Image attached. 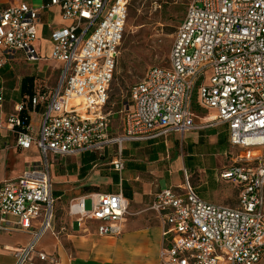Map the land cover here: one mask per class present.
<instances>
[{
    "label": "built area",
    "instance_id": "1",
    "mask_svg": "<svg viewBox=\"0 0 264 264\" xmlns=\"http://www.w3.org/2000/svg\"><path fill=\"white\" fill-rule=\"evenodd\" d=\"M68 26L51 33L49 59L63 62L56 87L37 86L26 102L17 103L5 125L16 133L20 149L36 147L41 161L0 183V222L14 219L16 228L31 231V241L16 251L15 264L36 255L35 249L54 220L51 168L58 157L79 156L117 144L113 169H124V142L184 139L199 128L192 110L198 105L213 115L203 127L226 125L229 163L220 178L238 188L235 207L204 200L186 171L181 187L159 190L149 206L163 224L165 244L160 264H258L264 258V0H190L177 27L169 67L153 66L130 89V106L122 134L110 135L104 112L109 101L127 18L128 0H51ZM40 9L22 1L0 12V67L23 52L40 62ZM47 59V58H46ZM3 89L0 87V107ZM42 109L38 130L30 113ZM26 113L28 121L23 117ZM91 200L86 210L85 200ZM79 225L98 222L97 233L117 237L129 215L121 193H92L70 205ZM35 225L37 229L35 230Z\"/></svg>",
    "mask_w": 264,
    "mask_h": 264
},
{
    "label": "crops",
    "instance_id": "2",
    "mask_svg": "<svg viewBox=\"0 0 264 264\" xmlns=\"http://www.w3.org/2000/svg\"><path fill=\"white\" fill-rule=\"evenodd\" d=\"M22 1L40 9L38 39L35 46L42 60L40 62L27 61L24 53L20 52L29 66H35L31 74L25 73L22 76H17L15 72L21 69L24 71L26 67H17L16 57L0 67V87L3 89V102L0 107V183L17 178L24 169L35 166L41 161L36 147L20 149L17 146L16 133L6 127L5 121L13 113L17 103L26 102L29 98V95L21 94V82L24 77H35L33 94L39 85L52 89L56 87L63 62L48 58L53 49L51 33L57 27L70 24V21L62 18L60 8L57 5H51V0H0V12ZM16 76L17 79L14 81ZM42 111L40 109L39 112L30 113V122L32 114L36 113L39 126ZM210 117H200L195 113V123L199 128L185 136L186 155L176 154L173 161L169 157L170 148H172L170 146H179L176 150L178 152L180 145H183L180 137L173 133L166 138L126 144L124 142L121 147V156L124 151L122 157L124 169L120 172L113 169L111 162L115 158L107 163L111 166V172L104 179H100V183L106 185V190L86 192L72 200L71 204L80 197L92 193L121 192L129 200V215L122 234L117 237L99 235L97 233L98 222L95 221L87 220L84 225H79L77 217L69 212L71 204L58 205L62 198V191L59 190L63 187L59 188L57 184L63 182L67 175L65 173L57 175L56 171L54 172L55 168L65 172L69 158L70 161H74L71 168L75 176H82L85 168H90L89 165L95 161L91 155H96V153L86 152L79 156L55 159L51 168L55 217L52 226L42 233L35 245L36 250L53 257L54 262L40 260L34 255L32 261L26 264H160V251L167 241L163 236L161 220L149 210V206L155 194L162 189L160 185L162 180H167V187L182 186L183 182L180 181L179 172H187L186 158L199 155L202 157L205 153L215 154L216 152L226 155L229 149L228 128L226 125L203 127ZM198 120L201 121L198 122ZM110 147L111 145L107 149ZM196 149L202 151L196 153ZM85 158L87 162L83 160ZM225 163L226 161L218 164L221 165L217 176L219 192L213 198L215 202L208 201L201 196L198 184H196V189L197 193L208 202L235 207L238 203L239 188L232 181L220 178V172L227 166ZM174 175H176V180ZM36 229L37 225H35ZM32 235L31 231L16 228L13 218H10L8 223L0 222V264H15L16 251L25 247L31 241Z\"/></svg>",
    "mask_w": 264,
    "mask_h": 264
},
{
    "label": "rangeland",
    "instance_id": "3",
    "mask_svg": "<svg viewBox=\"0 0 264 264\" xmlns=\"http://www.w3.org/2000/svg\"><path fill=\"white\" fill-rule=\"evenodd\" d=\"M189 2L190 0H128L127 18L120 54L110 87L109 101L104 108V112L108 114L110 119L111 136L122 134L124 113L129 109L131 103L130 89L132 86L143 79L150 67L170 66V49L177 27L185 14ZM15 64L19 68L26 67L24 71L22 69L17 70L15 72L17 76H22L25 73L31 74L30 72L35 70V66H29L20 52L17 53ZM27 67L29 68L28 70ZM61 72L62 68L60 74ZM17 76L14 81H16ZM192 110L200 117H210L214 113L199 107L198 87L193 90ZM37 121V115L33 113L31 127L35 133L38 130ZM200 121L198 120V122ZM180 140L183 145H180L178 152L176 150L179 146L173 145L176 149L170 146L172 148H170L169 157L172 161L175 159L176 154L186 155L187 153L185 138L183 140L180 138ZM126 143L128 142L124 144ZM196 150V153L202 151L200 149ZM95 153V161L89 165L90 168L86 169L82 176H75V172L71 168L74 161H70L69 158L65 172L55 168L54 172L56 171L57 175L62 173L67 175L66 179L63 178V182L57 184V187H63L59 190L60 192L62 191V198L59 200L58 205H70L73 199L86 192L106 190V185L101 184L100 179H104L110 174L111 166L107 165V163L113 158H118L119 147L117 144H113L110 148L107 149L106 147L103 150L95 151ZM123 156L124 151L122 152ZM225 156L222 152H216L215 154L205 153L202 157L199 155L198 157L185 159L190 184L195 189L196 184H198L201 196L208 201L215 202L213 198L219 192L217 176L221 165L218 164L225 161V164L229 163L228 158H225ZM179 174L180 181L184 182L185 172L180 171ZM173 177L175 179L176 175ZM160 185L162 189L166 188L167 180H162ZM84 207L86 210L91 209L90 199L85 200ZM258 264H264V258Z\"/></svg>",
    "mask_w": 264,
    "mask_h": 264
},
{
    "label": "trees",
    "instance_id": "4",
    "mask_svg": "<svg viewBox=\"0 0 264 264\" xmlns=\"http://www.w3.org/2000/svg\"><path fill=\"white\" fill-rule=\"evenodd\" d=\"M34 80H35V77L34 76H26L22 79V82H21V94L24 96V95H29V97H31L33 95V84H34ZM26 116V113L23 117ZM28 121V116L25 117ZM93 159H95L96 157L94 155H91ZM85 162H87L88 160L85 158L83 159ZM85 171H86V168H85Z\"/></svg>",
    "mask_w": 264,
    "mask_h": 264
}]
</instances>
